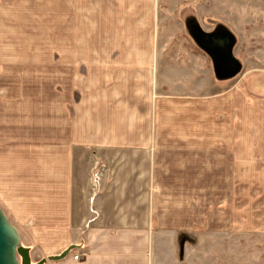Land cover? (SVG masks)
I'll return each mask as SVG.
<instances>
[{
    "label": "crops",
    "instance_id": "1",
    "mask_svg": "<svg viewBox=\"0 0 264 264\" xmlns=\"http://www.w3.org/2000/svg\"><path fill=\"white\" fill-rule=\"evenodd\" d=\"M152 15V0H0V207L29 250L51 257L75 246L64 259L45 264H153L141 226L146 209L153 208L144 182L168 173V156L136 151V145L162 142L148 135L152 78L176 82L177 139L166 140L210 144L208 159L197 148H182L179 172L207 167L209 175L234 174L235 166L222 156L232 148L217 145L246 143L247 136L235 141L216 130V120L204 125L201 108L206 104L214 118L228 111L232 119L239 111L247 133V113H258L264 101V28L244 27L248 19L242 13L240 24L224 30L242 39L248 56L237 76L217 81L202 52L205 43L217 40L216 27L186 17L182 30L195 55L179 56L169 67L153 54L148 34L138 41V27H151ZM41 27H48L47 40H41ZM92 27H113V33L130 27L133 39L106 40L101 28L92 40ZM249 28L252 35L246 37ZM73 80L114 83L107 89L102 82L95 99L86 101ZM158 95L163 97L161 89ZM167 102L160 98L159 104ZM163 112H156L157 122ZM205 127L214 131L206 136ZM90 146L108 164L95 196L88 185ZM242 168L241 163L237 169Z\"/></svg>",
    "mask_w": 264,
    "mask_h": 264
},
{
    "label": "rangeland",
    "instance_id": "2",
    "mask_svg": "<svg viewBox=\"0 0 264 264\" xmlns=\"http://www.w3.org/2000/svg\"><path fill=\"white\" fill-rule=\"evenodd\" d=\"M152 11L151 27H138L137 37L138 41H146L150 38L153 54L157 52L164 57L165 66L175 65L179 56L195 55L193 50L195 47L188 32L186 29L182 30V27H185L186 17L201 24L202 27H216L217 40L213 44L205 43L206 47L202 52L208 56L205 66L210 69L211 78L217 81L231 75L237 76L241 70V61L248 56L242 39L233 33L229 36L231 34L224 30H229L232 24V27L236 23L240 24L242 13L244 15L247 13L248 19L247 23L244 22V27L264 28V0H152ZM92 28V40L100 35L98 30L101 28L105 30L106 40L113 38L124 42L133 39V33L131 37L129 36L128 30L132 29L130 27H117L114 33L113 27ZM41 29V40H47L44 31H47L48 27ZM146 34L149 38L147 36L145 38ZM245 34L246 37H250L251 29L249 28ZM77 38L78 34L74 33V39ZM255 48L256 46L250 47L249 54ZM102 82L107 89L114 83V81L73 80V88H83L87 101L95 99L96 88ZM150 89L152 109L148 117L150 125L148 135L150 138L155 135L162 142L136 145L139 146L136 151L166 153L168 156L167 165L164 166L168 173L147 177V181L144 182L147 194L151 195L153 208L152 213L149 208L146 209L144 223L140 225L148 232L146 247L152 263L264 264V101L258 104V113L255 111L247 113L249 124L247 133L244 126H241L239 111L234 110L231 113L232 119L228 111L225 114L216 112L214 118L210 108L206 104L203 105L200 120H203L204 125L211 127L210 121L212 123L216 120V130L224 131L226 135H231L232 139L238 136H243L245 139L247 136L246 143L216 144L218 147L232 148L223 151L225 156H222L228 157L229 163L235 166L232 170L233 176L209 175L206 173L210 171L207 167L197 168L196 174L188 175L180 173L177 168L178 156L184 151L182 148H197V155L208 159L210 144L186 145L170 143L166 140L165 137L177 139L175 108L178 96L175 79L157 81L152 78ZM160 89L163 97L158 95ZM160 98L168 101L165 106L161 107L159 104ZM171 106L173 109L170 108ZM158 110L161 114L164 110V119L157 122ZM158 129L160 131H157ZM209 131L214 130L205 127L204 134L210 135ZM105 132L107 139L109 132L107 126ZM155 132L159 133L155 134ZM199 147L202 149L200 150ZM86 149L92 156L88 185L91 188V195L95 196L99 185L102 184L103 175L107 172L108 164L101 158L97 159L96 148L90 146ZM109 149L105 144V150ZM241 163L243 168L237 169ZM193 171L194 169H190L187 172L193 173ZM93 175L98 178L95 180L96 185H92ZM30 252L33 264L48 258L46 255L38 254L39 249L33 248Z\"/></svg>",
    "mask_w": 264,
    "mask_h": 264
},
{
    "label": "water",
    "instance_id": "3",
    "mask_svg": "<svg viewBox=\"0 0 264 264\" xmlns=\"http://www.w3.org/2000/svg\"><path fill=\"white\" fill-rule=\"evenodd\" d=\"M72 251V247L63 251L60 255L41 259L35 264H45L47 261H59L64 259ZM0 264H33L30 250L21 244L17 229L9 222L0 207Z\"/></svg>",
    "mask_w": 264,
    "mask_h": 264
},
{
    "label": "built area",
    "instance_id": "4",
    "mask_svg": "<svg viewBox=\"0 0 264 264\" xmlns=\"http://www.w3.org/2000/svg\"><path fill=\"white\" fill-rule=\"evenodd\" d=\"M94 176V175H93ZM98 178H97V176H94L93 178H92V185H94L95 184V180H97ZM96 185V184H95ZM80 259H81V257L80 256H78V255H75L74 257H73V260L74 261H80Z\"/></svg>",
    "mask_w": 264,
    "mask_h": 264
},
{
    "label": "trees",
    "instance_id": "5",
    "mask_svg": "<svg viewBox=\"0 0 264 264\" xmlns=\"http://www.w3.org/2000/svg\"><path fill=\"white\" fill-rule=\"evenodd\" d=\"M75 247L74 246H72V250L74 249Z\"/></svg>",
    "mask_w": 264,
    "mask_h": 264
}]
</instances>
